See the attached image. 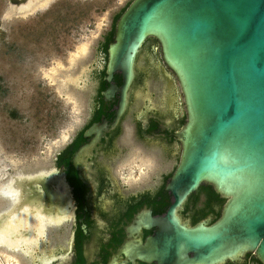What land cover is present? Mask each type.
Segmentation results:
<instances>
[{"label": "water", "instance_id": "water-1", "mask_svg": "<svg viewBox=\"0 0 264 264\" xmlns=\"http://www.w3.org/2000/svg\"><path fill=\"white\" fill-rule=\"evenodd\" d=\"M148 37L159 42L157 62L178 104L183 102L186 120L177 132L180 160L165 185L173 201L164 214L137 216L130 234L142 226L158 228L145 243L126 239L123 251L158 264H222L251 251L264 264V0H132L107 47L110 85L104 95L120 93L116 119L126 108ZM116 71L121 86L111 83ZM97 129L86 131L97 135L79 147L76 158L98 137ZM53 172L19 177L18 189L27 201L29 192L43 199L46 191L43 206L67 217L64 203L72 200L50 186ZM203 182L225 202L216 219L189 224L177 211ZM11 212L0 213V224Z\"/></svg>", "mask_w": 264, "mask_h": 264}, {"label": "flooded vegetation", "instance_id": "flooded-vegetation-1", "mask_svg": "<svg viewBox=\"0 0 264 264\" xmlns=\"http://www.w3.org/2000/svg\"><path fill=\"white\" fill-rule=\"evenodd\" d=\"M157 43L156 38L148 37L138 56L144 47L148 48V66L162 78L164 86L160 100L162 109L156 105L151 108L150 98L143 96L142 102L134 107L139 93L143 95L147 87L144 80L139 79L135 64V79L128 90L126 108L117 119L120 93L115 91L111 96L104 95V90L110 85L106 79L108 51L103 49L102 44L99 46L100 61L95 63L92 73L96 85L89 95L85 119L72 135L65 138L64 145L56 149L53 167L45 170L47 173L56 172H53L55 180L50 186L64 196H70L72 205L64 203L70 213L62 219L54 218L53 214L59 216L56 212H48L50 216L46 217H50L51 221L42 230L40 249L46 239L52 240L53 228L60 231L58 236L62 237L61 229L66 219L71 221L69 233L67 239L60 241L56 252L48 253L42 248L37 255L40 256L37 264H158L138 258L133 260L122 249L126 239L135 237L145 243L146 238L158 228L157 225L150 228L142 226L136 235L128 230L137 216H156L166 212L173 197L165 185L176 169L182 151L177 132L186 120V112L183 102L178 104L177 97L162 75L157 62L162 59H158L153 48ZM122 82L121 73L114 72L111 83L121 86ZM128 119L133 125L130 138L126 136ZM93 125L99 128L98 137L76 158L79 147L97 135V132L85 135ZM138 143L157 156V163L142 148H137ZM171 161L173 164L167 169L166 163ZM43 194L42 203L46 204L47 192ZM223 199L212 184L203 182L188 195L177 212L182 220L195 224L214 217ZM222 264L262 262L253 252H247L241 260H229Z\"/></svg>", "mask_w": 264, "mask_h": 264}, {"label": "rangeland", "instance_id": "rangeland-1", "mask_svg": "<svg viewBox=\"0 0 264 264\" xmlns=\"http://www.w3.org/2000/svg\"><path fill=\"white\" fill-rule=\"evenodd\" d=\"M131 1L34 0L28 7L18 8L10 0H0V213L12 203L1 194L4 184L12 179L18 189L14 176L51 169L56 149L83 123L96 85L92 73L100 61L99 46ZM156 56L161 59L159 43ZM149 62V50L144 47L136 66L147 87L134 107L143 96L150 98L151 108L162 109V78ZM132 128L128 119V138ZM137 146L144 150L139 143ZM144 151L157 163L156 155ZM172 164L166 163L167 169ZM224 202L219 203L213 219L220 216ZM47 208L43 206L50 212ZM70 223L66 219L62 237L53 228L52 240L46 239L42 246L44 251H57L60 241L67 239ZM0 225L9 227L8 220ZM33 226L28 233L40 232L37 224ZM41 249L36 248L32 255L0 244V264H37Z\"/></svg>", "mask_w": 264, "mask_h": 264}, {"label": "bare ground", "instance_id": "bare-ground-1", "mask_svg": "<svg viewBox=\"0 0 264 264\" xmlns=\"http://www.w3.org/2000/svg\"><path fill=\"white\" fill-rule=\"evenodd\" d=\"M31 1L33 2L34 0H26V2L20 5H14L18 8H22L28 6ZM42 172L47 173L45 171ZM19 176H28V174ZM14 178L17 179L19 177L14 176ZM4 186L5 187L1 190V194L9 198L13 203L10 205L11 207H9V209H12V212L4 218L8 220L9 227H2L0 225V244L5 245L9 249H22L24 253L33 254V250L40 248L42 245V230H44V227L51 221L49 220L50 217H46V215L50 216V213L43 209V199H39L38 197L35 199L33 197V192L28 193V201L23 200L21 198V192L15 188L17 186L12 179H9ZM45 201H47L46 198ZM53 216L54 218L59 217L55 214H53ZM62 217L66 216H60L59 218L62 219ZM34 223L39 226L40 232L38 230L37 234L31 233V231L28 233V228H35L33 226Z\"/></svg>", "mask_w": 264, "mask_h": 264}, {"label": "trees", "instance_id": "trees-1", "mask_svg": "<svg viewBox=\"0 0 264 264\" xmlns=\"http://www.w3.org/2000/svg\"><path fill=\"white\" fill-rule=\"evenodd\" d=\"M128 6V5H127ZM125 10V9H124ZM123 10V11H124ZM122 14V13H121ZM117 15V19L119 18V16L121 15ZM114 32H115V25H113L112 29L109 31L108 35H107V39L105 41H103L101 44L103 46V49L107 48V42L108 41H112L114 38ZM216 194V193H215ZM217 195V194H216ZM256 258V257H255ZM259 260V259H258ZM263 264V263H262Z\"/></svg>", "mask_w": 264, "mask_h": 264}]
</instances>
